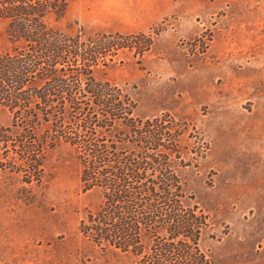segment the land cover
Here are the masks:
<instances>
[{"label":"rangeland","instance_id":"rangeland-1","mask_svg":"<svg viewBox=\"0 0 264 264\" xmlns=\"http://www.w3.org/2000/svg\"><path fill=\"white\" fill-rule=\"evenodd\" d=\"M22 3L46 12L40 37L60 48L55 66L66 71V84L47 90L52 103L29 86L0 89L12 95L0 99V264H264V0H0L4 62L33 57L32 41L8 39L2 14ZM89 65L93 75L73 86L69 72ZM99 85L117 97L113 111L125 121L152 134L155 119L164 128L182 185L172 189L183 191L174 198L182 216H196L195 239L172 241L158 230L134 257L103 250L80 231L100 203L81 181V160L97 155L69 142L85 118L30 123L25 111H61L72 93L102 119L92 102ZM47 127L50 136L41 139ZM148 197L136 199L139 222ZM137 232L130 230L136 252ZM169 244L174 250L163 253Z\"/></svg>","mask_w":264,"mask_h":264},{"label":"trees","instance_id":"trees-1","mask_svg":"<svg viewBox=\"0 0 264 264\" xmlns=\"http://www.w3.org/2000/svg\"><path fill=\"white\" fill-rule=\"evenodd\" d=\"M35 7L37 5L29 6L22 3L15 7L7 6L2 10L3 16L8 19L6 32L8 39L11 42L13 39L15 41H32L35 44V49L30 55L33 56L30 59L18 58L16 61L10 59L11 61L4 62L5 56L8 58V52L0 53V89L4 90V87H9V85L18 90L29 86L39 101L52 103L55 99L50 97L51 93L47 90H54V87L65 85L66 80L63 79L62 71L64 73L66 71L55 66L58 63L60 48L56 45L49 46L47 43H43L45 41H42L40 37L43 33L47 35L44 28L46 12L39 11ZM33 10H37L39 13ZM29 15L33 17H27ZM39 24H42L41 27H34ZM44 51L51 52V54L46 56ZM39 53H41V57L34 56ZM26 66L30 67L26 68ZM89 67L86 72L73 67L69 72V75L73 74L71 77L73 86H75L74 82L81 81L83 77L93 75L95 68L90 65ZM101 88L103 86L99 85L96 91H93L92 102L95 107L102 110V119L95 114L94 117H91L89 113L91 107L88 109L80 107L81 102L72 93L68 97L69 107L61 111H55L53 108L25 111L29 116L30 123H39L43 119L46 123L48 119L45 118L50 116L57 118V115L67 118L74 116L76 119L78 116L85 118L82 124L78 123L80 130L76 129V133L71 134L73 139L70 138L69 142L75 145L77 153L80 149L88 148L90 152L97 155L89 161L81 160L83 165L81 181L86 190L93 189L92 191L99 193L100 203L94 211L86 215V220L84 219L80 225V231L86 238L101 246L103 250L122 254L129 253V256L134 257L140 254L142 248H147L144 246V241L149 242L154 233H161L158 230L165 231L172 241L179 240L181 235L195 239L199 234V223H197L196 216L194 213L182 216L180 207L176 204L178 199L174 198V195H179L183 191L172 189L173 186L180 187L182 185L179 175H176L170 166L171 152L168 151V146L162 143L164 128H160L157 123L158 119H155L157 129L156 133L152 134L148 128L141 130L132 121H125L122 112L113 111L117 107L115 105L117 97H108V93H104L105 89L101 90ZM0 93L3 92L0 90ZM11 96V94L0 95V99H10ZM128 100L130 99L128 98ZM88 104L91 105L90 102L86 105ZM76 119L73 121L76 122ZM148 125L154 127L151 122H148ZM49 128L44 130L41 139L46 140L50 136L48 135ZM63 134L65 133L55 135L56 141L62 140ZM105 140H110L109 144L101 143ZM149 171L152 172V179L146 176ZM143 194L149 195L148 198L141 199V202H145L147 205L149 214L139 211V222L137 220L139 216L132 215V211L138 203L136 199H139ZM158 202L167 205L166 211L157 206ZM187 216L189 217L185 218ZM137 222L140 225L137 226ZM131 229H138V238L143 244L142 247H137L138 252L135 250V245L131 243ZM176 245L179 246L178 243ZM161 248L163 253H171L174 250V244ZM177 249L182 250V247Z\"/></svg>","mask_w":264,"mask_h":264}]
</instances>
